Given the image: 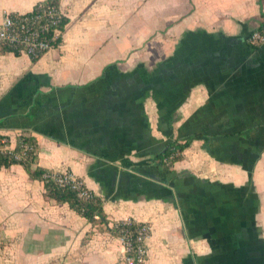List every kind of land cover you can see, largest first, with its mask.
<instances>
[{
	"label": "crops",
	"instance_id": "1",
	"mask_svg": "<svg viewBox=\"0 0 264 264\" xmlns=\"http://www.w3.org/2000/svg\"><path fill=\"white\" fill-rule=\"evenodd\" d=\"M42 0H0L28 13ZM37 59L0 50V136L38 144L110 221L151 227L146 264H264V0H59ZM189 142L166 167L170 143ZM0 168V264H117L120 236Z\"/></svg>",
	"mask_w": 264,
	"mask_h": 264
},
{
	"label": "built area",
	"instance_id": "2",
	"mask_svg": "<svg viewBox=\"0 0 264 264\" xmlns=\"http://www.w3.org/2000/svg\"><path fill=\"white\" fill-rule=\"evenodd\" d=\"M63 15L61 7L42 3L28 13H7L0 22V43L16 48L31 58L40 57L60 44L56 43V40L61 34L58 25ZM248 41L253 45H260L264 43V34L259 29L254 30ZM21 148L23 153L15 154L17 159L23 158L28 152L34 150V146L26 142L21 144ZM0 150L12 153L15 149L11 148L7 138H3ZM54 172L59 174L58 180L62 184L80 182L68 170ZM87 193L86 191L83 194L87 195ZM150 233L151 227L148 223H142L135 237L130 231H124L120 237L124 244L125 256L117 264H146ZM133 238L137 246L133 244Z\"/></svg>",
	"mask_w": 264,
	"mask_h": 264
},
{
	"label": "trees",
	"instance_id": "3",
	"mask_svg": "<svg viewBox=\"0 0 264 264\" xmlns=\"http://www.w3.org/2000/svg\"><path fill=\"white\" fill-rule=\"evenodd\" d=\"M55 4L58 7H61L59 0H42L38 4ZM36 4L35 7H38ZM263 22L259 30L264 34V14ZM69 22L66 14H64L58 25V29L61 31L60 36L56 40V43H60L66 29V26ZM0 50L2 51H12L16 54H20V50L12 48L6 44L0 43ZM38 57L33 58L34 60ZM4 137L0 136V145ZM29 143L34 146V150L27 153L26 156H23L21 159H17L15 154L23 153L21 144ZM189 142L180 143L178 141L172 142L169 145L168 150L161 155L157 161L160 165L166 167L168 164H173L175 161H178L182 158V152L188 147ZM38 160V144L37 141L31 136L20 135L18 138L17 146L14 152H3L0 150V168L8 167L13 164H21L24 166L28 174L33 179H39L44 182L45 187V197L48 199L54 200L58 204L67 203L70 208L80 215L86 217L93 225L101 224L105 225L113 234L121 236L124 231H130L132 236L135 237L136 233L141 228L142 223L130 220V222H116L112 227H109V219L104 210V199L93 192H91L84 182H67L62 184L58 180L59 174L47 168H42L36 166ZM82 182V183H81ZM88 192L87 195H84V192ZM133 244L137 246L136 241L133 238Z\"/></svg>",
	"mask_w": 264,
	"mask_h": 264
}]
</instances>
